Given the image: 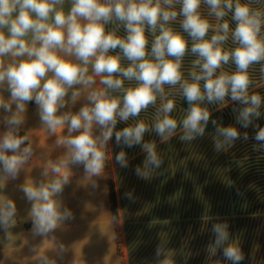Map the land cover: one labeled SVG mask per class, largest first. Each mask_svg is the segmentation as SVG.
<instances>
[{
  "label": "clouds",
  "instance_id": "clouds-1",
  "mask_svg": "<svg viewBox=\"0 0 264 264\" xmlns=\"http://www.w3.org/2000/svg\"><path fill=\"white\" fill-rule=\"evenodd\" d=\"M69 3L70 7L65 10V0H0V92L9 94L8 99L0 95V109L9 114L0 121L6 128L0 137V171L16 179L33 155L30 144L21 147L27 137L18 134L22 114L31 102L37 106L42 125L57 135L55 143L67 152V159L50 163L42 172L47 177L50 169L54 178L22 187L31 203L32 231L40 236L55 231L61 222L74 219L68 209L60 210L55 198L69 183L68 165L82 167L87 177L100 176L108 159L106 145L113 136L117 146L142 145L147 155L145 170L135 169L138 176L146 177L149 166L161 167L155 143L143 142L144 134L150 131L143 120L115 129L118 121L127 122L150 105L154 106L158 95L163 99L165 85L173 88L179 85L189 106L187 115L179 122L183 141L204 135L211 117L208 107L202 106L205 102L223 104L230 98L244 105L236 117L243 128H248L253 118L261 115V96L249 95L248 70L253 64L264 62V36L261 35L264 12L251 8V0L248 3L241 0H69ZM202 3L208 6L209 16L222 22L211 24L200 12ZM229 13L235 22L231 30L229 21L224 19ZM178 16L181 31L170 26ZM109 24L116 27L107 30ZM120 26L125 32L123 37L117 34ZM210 30L214 34L208 37ZM146 31L153 37L150 48ZM185 33L191 39L190 47ZM229 36L236 45L231 49L225 47ZM189 51L196 59L186 79L181 69ZM122 60L129 62L127 66L122 65ZM229 62L235 65L232 73L221 70ZM261 72L264 73V67ZM97 78L100 87H93ZM125 81L130 86L126 87ZM70 91L72 104L82 92L86 103L75 113H60V109L68 106L66 97ZM174 108V99H166L157 110L151 130L162 140H168L178 127L177 120L170 115ZM212 124L216 125V151L240 138L236 127L218 126L216 120ZM65 128L66 135H61ZM94 129H98V134ZM243 139H248L247 132ZM254 139L264 145V127H258ZM115 160L121 167H127L124 151L116 154ZM92 187L97 185L94 183ZM15 212L16 206L11 200L0 207V228L6 230L15 222L12 219ZM227 228V224L213 225L215 246L228 240ZM60 247L63 250V245ZM155 255H161L159 247ZM223 256L233 264L243 260L234 244L223 248ZM162 264H171V261L164 260Z\"/></svg>",
  "mask_w": 264,
  "mask_h": 264
},
{
  "label": "crops",
  "instance_id": "crops-1",
  "mask_svg": "<svg viewBox=\"0 0 264 264\" xmlns=\"http://www.w3.org/2000/svg\"><path fill=\"white\" fill-rule=\"evenodd\" d=\"M68 1L69 0H65ZM93 87H99L97 84ZM5 99L9 94L5 92ZM86 103L85 94L80 97ZM15 111V105L12 106ZM65 110V109H64ZM71 111L69 107L60 113ZM9 115L3 111L0 118ZM20 136H26L24 146L31 145L33 155L22 167L18 178L12 179L1 172L3 204L11 200L16 206L15 221L6 230L2 228L0 239L3 264H162L171 261L173 252L172 222L173 193L171 177L164 166L147 169L146 177L138 176L136 168L144 171V161L127 159V167L117 166L115 179L113 216L110 200V183L114 180L105 167L100 176L87 177L82 167L68 165L69 183L55 198L60 210L68 209L74 219L61 222L57 229L46 236L32 231L31 203L22 187L31 183L48 182L54 178L51 170L42 175L50 163L67 159L66 149L58 146L56 134L48 131L39 119L34 102L26 105L22 114ZM5 126L0 124V137ZM98 134V129H94ZM61 135H66V128ZM97 187L93 188L92 185ZM126 195V194H129ZM177 203L184 204L185 212H194L198 205L197 193L191 192ZM63 245V250H61ZM157 247L161 255H155Z\"/></svg>",
  "mask_w": 264,
  "mask_h": 264
},
{
  "label": "rangeland",
  "instance_id": "rangeland-1",
  "mask_svg": "<svg viewBox=\"0 0 264 264\" xmlns=\"http://www.w3.org/2000/svg\"><path fill=\"white\" fill-rule=\"evenodd\" d=\"M253 1L255 3L254 10L264 12V0ZM68 7H70V3L65 1V10H67ZM176 8L178 9L179 5H176ZM200 12L209 20L211 24L216 25L220 23V21H217L214 16L208 15L209 8L207 5L202 3ZM180 19L181 18L178 16L176 21L170 22V26H172L177 31H181L179 24ZM262 20H264V18H262ZM213 34V30H210L208 37ZM146 35L149 39L150 48L153 37L147 31ZM184 35L185 38L188 39L190 47L191 39L187 37L186 33ZM261 35L264 36V23H262L261 26ZM235 46L236 45H234L231 41V36H229V40L226 42L225 47L231 49ZM194 59H196V57L193 56L190 51L183 58L181 70L184 73V78L186 79L188 78L189 71L192 69V61ZM261 67H264V62L253 64L248 70L251 80L248 90L249 95L256 93L260 96H264V73L261 72ZM221 70L232 73L235 71V65L229 62V64L224 65ZM164 89L165 97L163 99L158 95L156 104L154 106L150 105L149 108L146 111H142L138 117L130 118L127 122L118 121L115 130H120L123 127L134 125L139 120H143L149 126L150 131L144 134L143 142L155 143L157 155L162 160L161 166L165 167L166 175L168 174L171 177V189L173 193V213L171 215L173 239L172 264H195L193 247L197 243L199 244V248L201 246L199 242V240H201V229L203 230L202 223L200 222L201 219L198 216H194L193 212H185V210H188V208H185L184 204L182 203H177L176 198L180 197L179 200H181V198H184L186 194L191 192L197 193V196L200 193H203L200 196H202L204 200H208L210 202L212 201L211 204L204 206L206 211L211 209H221V211L225 209L227 211L228 204H226V207L221 206L220 204L221 202L229 200L232 191V179L234 176L232 175L231 166L228 162V146L225 145L220 151L215 150V138H217L216 131L205 132L202 137L197 136L191 141H183L180 139L181 135H183V129L181 126H179V122L184 118V116L187 115V112L181 106L180 101L182 99V95L180 93L179 85L175 86L174 88L165 85ZM0 95L5 96L6 93L0 92ZM70 95L71 91L69 92V96L66 97L68 106L63 108V111H65L68 107L74 111L79 110L80 107H82L81 104H83L84 101L79 98L75 104H72L70 101ZM166 99H174L175 101V108L173 112L170 113V115L172 118L177 120L178 127L175 133L169 137L168 140H162L161 137L155 133V131L151 130V128L154 125L155 116L157 113V111L153 109H159L161 104L166 102ZM231 102L233 101H231L230 98H226L223 104H208L205 102L202 106L208 107L211 113L209 122L216 120L217 125L223 127L221 122L222 109ZM0 113L3 114V109H0ZM162 115L163 114L161 113V116ZM2 120L3 116L0 118V121ZM0 124L2 127H4L2 122H0ZM219 139L223 140L222 137H219ZM105 151L108 157L106 162L109 166V175H111V177L114 179L110 183L113 191L115 189L117 166L119 165L115 160L116 154H118L120 151H124L126 154V160L129 158H134L142 161L146 159L147 155L142 150V145H134L131 148L124 145L117 146L114 136L106 145ZM1 172L2 171H0V176L2 177ZM218 196H224V198H220L222 200H219L221 201L219 203L217 201L213 202L215 198H219ZM0 204H3L2 179L0 180ZM227 215L229 214H225L223 216L220 214V220H224ZM192 230L193 232L195 231V233L197 231V234L190 236V232ZM0 239H3L2 228H0ZM234 245L236 246L235 240ZM0 264H3L2 244H0Z\"/></svg>",
  "mask_w": 264,
  "mask_h": 264
},
{
  "label": "trees",
  "instance_id": "trees-1",
  "mask_svg": "<svg viewBox=\"0 0 264 264\" xmlns=\"http://www.w3.org/2000/svg\"><path fill=\"white\" fill-rule=\"evenodd\" d=\"M248 2L249 0H241V3ZM254 4V1L251 0L250 7L253 9ZM224 19L229 21L230 30L234 29L235 22L231 20V13ZM115 27V24L106 26L107 30H112ZM117 34L122 37L125 35L122 26L119 27ZM128 63V61L122 60L123 66H127ZM134 83L131 82V84ZM125 86H130V82L125 81ZM114 95H119V93H114ZM261 98V115L258 119L253 118L252 124L248 128L241 127L236 119L239 110L244 105L233 101L222 109L221 122L223 127L234 126L240 133L239 139L233 141L231 146L227 145L229 150L228 162L234 176L232 179V191L229 200L219 201L224 196H218V199L215 198L213 200V202H221L220 205L224 207L228 204L227 211L225 209L222 211L221 209L206 211L204 206L211 204L212 201L204 200L200 196L203 193L198 195V205L202 202V207H198L193 214L201 219L203 230L201 229L200 234V248L198 243L193 247L195 264H233L232 261L227 260L223 256V248L228 246V244H234V240L243 255V260L240 261V264H264V145L254 139L258 127H264V96L261 95ZM180 102L183 109L187 112L189 106L183 97ZM234 108L236 109L235 112L233 111ZM153 110L157 111L158 109ZM215 128L216 125L208 122L205 132H215ZM245 132L248 133L247 140L243 139ZM109 195L114 216V194L111 184ZM220 214L222 216L225 214L229 215L224 220H220ZM217 223L227 224L229 233L228 240L219 247L215 246L216 236L212 231L213 225ZM192 232L193 230L190 232V236L197 234V231L196 233L195 231ZM213 249L215 250L213 251Z\"/></svg>",
  "mask_w": 264,
  "mask_h": 264
}]
</instances>
